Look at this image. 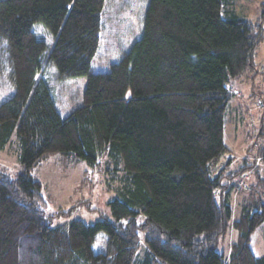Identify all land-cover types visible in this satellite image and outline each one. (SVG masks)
<instances>
[{"label":"trees","instance_id":"16d2710c","mask_svg":"<svg viewBox=\"0 0 264 264\" xmlns=\"http://www.w3.org/2000/svg\"><path fill=\"white\" fill-rule=\"evenodd\" d=\"M106 3L0 0V82L15 87L0 100V150L17 132L24 168L0 172V264H264L251 245L264 223V110L240 163L217 168L232 153L224 136L231 84L256 70L264 3L254 22L225 17L228 0H151L140 38L94 71ZM38 23L53 44L37 35ZM46 64L63 80L87 78L82 105L67 117L40 76ZM56 152L93 168L122 163L112 217L53 224L32 170ZM240 181L247 192L236 216ZM232 231L226 256L219 246ZM100 233L104 252L94 248Z\"/></svg>","mask_w":264,"mask_h":264},{"label":"rangeland","instance_id":"374dc122","mask_svg":"<svg viewBox=\"0 0 264 264\" xmlns=\"http://www.w3.org/2000/svg\"><path fill=\"white\" fill-rule=\"evenodd\" d=\"M151 0H107L102 20L101 44L94 60V71H106L111 63L120 61L140 38L144 20ZM264 0H228L225 17L233 13L257 22L262 15ZM36 32L40 38L54 43V36L42 23L36 24ZM256 70L248 71L242 78L236 79L231 87L236 95L230 100L225 113V141L232 148V153L224 155L218 163V170L235 160L237 165L246 155L248 147L255 140V132L260 128L263 110L256 107V100L264 94V40L255 54ZM52 88L54 97L63 117L82 105L83 94L87 86L86 77L63 80L56 67L46 64L40 75ZM10 81V80H9ZM7 79L0 82V100L8 99L15 92V87ZM12 85H11V84ZM255 118V126L250 118ZM256 129V130H255ZM22 149L17 132H14L10 143L0 150V172L16 177L24 171L21 160ZM110 169V170H108ZM260 171L264 173V163L260 161ZM125 170L122 163L116 161L104 163L93 168L83 158L69 156L59 152L45 157L37 164L32 174L42 182L43 193L49 207L48 216L54 225L68 226L74 219H82L89 224L100 220L103 216L112 217L109 202L120 196ZM251 179L253 174H246ZM252 179V181H253ZM250 184V182H248ZM240 181L234 192L235 215L240 211V204L247 190ZM145 233L139 254L144 257ZM237 232L232 231L224 237L219 250L229 255L233 239ZM108 235L100 233L94 245L96 252H104L107 248ZM252 248L257 256H264V223L252 234Z\"/></svg>","mask_w":264,"mask_h":264},{"label":"built area","instance_id":"2783aa9c","mask_svg":"<svg viewBox=\"0 0 264 264\" xmlns=\"http://www.w3.org/2000/svg\"><path fill=\"white\" fill-rule=\"evenodd\" d=\"M261 70H262V72H264V65L262 66V68H261ZM256 107L257 108H259V109H262V110H264V95L263 96H259L258 98H257V100H256ZM251 120H250V123H251V125L252 126H255V118H250ZM260 161H261V159L259 158L258 159V163H260Z\"/></svg>","mask_w":264,"mask_h":264},{"label":"crops","instance_id":"0c3cea01","mask_svg":"<svg viewBox=\"0 0 264 264\" xmlns=\"http://www.w3.org/2000/svg\"><path fill=\"white\" fill-rule=\"evenodd\" d=\"M227 154H230V155H232V156H235V155H233V153H226L225 155H227ZM230 164H231V165H234V164H235V160L231 161Z\"/></svg>","mask_w":264,"mask_h":264}]
</instances>
